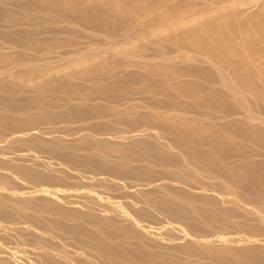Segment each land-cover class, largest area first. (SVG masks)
<instances>
[{
  "label": "bare ground",
  "instance_id": "bare-ground-1",
  "mask_svg": "<svg viewBox=\"0 0 264 264\" xmlns=\"http://www.w3.org/2000/svg\"><path fill=\"white\" fill-rule=\"evenodd\" d=\"M44 1L45 0H43V2ZM102 1L107 2L106 0H102ZM115 1H117V0H115ZM115 1H113V2H115ZM121 1H122L121 5H123L122 3L126 2V1L127 2L132 1V4H136V3L141 4V5H138V7L137 6L135 7L134 5H133L134 6L133 7L131 5V7L133 9L128 8L127 10H129V11L127 13L129 14L128 15L129 17L132 16L130 18H133V16H134V18L136 20H137V18H140V17L141 18L147 17V19L150 20L149 24L151 25L150 27L148 25L149 29L150 28L154 29V27H152V25L155 26L154 24L156 22L154 20L156 18V20H158V19L160 20V21L158 20V22L162 21V23L163 22L165 23L164 26L163 25H162V27L160 26L161 28L159 27V25H161L162 23L161 24L159 23V25L156 26L157 28H159L157 30L159 33H161V34L163 32H168V33L169 32H172V33L176 32L177 33V31H175V30H179L180 28L185 27V28H183V33L185 34L184 30L185 31L189 30L187 23L189 22V19H190L189 17H191L192 13L190 16H189V14L188 15L186 14L188 16V17L186 16V18L184 16V19L189 18L188 22L187 21L184 22V19L180 20V21H176L175 20L176 18L175 19L172 18L171 16H173V15L175 16L174 12L178 13V11H179V13L182 14V11L186 9V11L187 12L189 11V13H190V11L192 9L194 10V9L198 8L200 10V8H201V10L200 11L198 10V11L204 12V13H200V14H202L203 17H201V16L199 17L198 15H200V14H198L196 16H198V18L201 20L206 19V21H204V22L202 21L203 23H205L204 25H206V22H208L207 21L208 18H209L208 20H210V21L216 20L217 14H221L223 11H224V14L228 12V10L226 11L227 8H229V9L232 8V9H235V11L239 10L242 12L243 7H245V5H248L252 0H180L179 3L178 2L176 3L175 0H149V1L147 0L148 2L151 1L150 3H152V4L155 3V6L150 4V3H147L146 0H143V2L141 1L142 3H139L140 0L138 2H136L137 0L136 1L135 0H129V1L128 0H125V1L121 0ZM133 1H135V3H133ZM144 1H145V4H144ZM164 1H168V3H170L169 1H175V3L178 5L179 8L182 6L184 9L181 8L183 10L182 11L179 10V8L174 7V5H176V4L171 2L174 5H172L171 3L169 5H170V7L172 5V7L175 9V11H173V9L168 7V9L169 8L170 9H169V11H168V9H166V11L169 12V14H168L169 16H170V10L173 11V13H172L173 15H171L170 18H168V17H166L167 13L165 14L163 11V13L165 15L164 16L161 12L162 10L165 9L162 7H164L165 5L166 6L168 5ZM57 2H58V0H57ZM108 2L110 4L113 3V2L111 3L110 0H108ZM68 3H69V1H68ZM85 3H87V2L85 1ZM163 3H165V4H163ZM261 3H264V2H261ZM88 4H89V2H88ZM125 4H126V6L129 7V3L128 4L124 3V6H125ZM130 4H131V2H130ZM179 4H181V6H179ZM102 5L105 6V4H102ZM106 5L109 6L108 4H106ZM54 6H53V8H56V6L55 7ZM124 6H122L120 8V5H118V7L120 9H122ZM100 8H101V5H100ZM108 8H109V10H107V11L105 10L106 11L105 17H106V15L108 17L110 16L107 13L110 11V8H112V7L111 6L107 7V8L102 7V9H101V10H103V9H108ZM113 8L111 9V11L113 10ZM116 8H117V6H115V8H114L115 11H116ZM124 9L126 10V8H123V10ZM160 9H162V10L160 11ZM68 10H69V8H68ZM193 10H192V12H193ZM115 11H113L111 15L117 14L120 12L122 13V11L117 12V13ZM186 11H183V12L185 13ZM198 11H197V13H198ZM159 12H160V14H159ZM231 12H233L232 13L233 16L236 15V13L234 14V10L233 11L231 10ZM45 13H46V11H45ZM99 13H100V11H99ZM109 13H111V12H109ZM123 13H126V12L124 11ZM178 14H176L177 20L179 18V16H177ZM183 14H182V16H180V18L183 17ZM242 14H246V12L242 13ZM91 15L92 14H90L89 16H91ZM94 15H96V14H94ZM239 15H240V13H238V16ZM81 16H82V13H81ZM124 16H127V15H124ZM124 16H122V18ZM192 16H195V15H192ZM223 16H226V14ZM260 16H262V15H260ZM85 17H83V18L84 19L89 18V17H87V18H85ZM150 17L154 18V20L150 19ZM217 17H219V15ZM228 17H230V16L227 15V18ZM198 18H196V19H198ZM202 18H204V19H202ZM220 18H221V16L219 17L218 21L219 20L221 21L222 18L221 19ZM259 18H261V17H259ZM263 18H264V14L262 16V19ZM140 19H139V21H143ZM196 19L194 20L195 23H196ZM105 20H107V19H102V21H105ZM115 20H117V19H115ZM223 20H224V22H226L225 19H222V23H223ZM252 20H254V19H252ZM80 21H81V19H80ZM109 21L110 20L108 19L107 21L101 22V23L107 24V23H109ZM132 21H133V19H132ZM144 21H145V19H144ZM239 21L240 20H238V22ZM76 22H78V21H76ZM88 22H90V21H88ZM91 22H93V21H91ZM94 22L96 23V21H94ZM150 22L153 24H151ZM211 23L213 24V21ZM211 23L208 22L209 25ZM214 23H215V21H214ZM226 23H228V20ZM113 24L117 25V24H115V22ZM156 24H158V23H156ZM189 24L191 25V23H189ZM208 24H207V26H209ZM212 24L210 26H212L213 29L215 30V27ZM218 24H220V23H218ZM230 24H232V23H230ZM239 24H237V25H239ZM72 25H73V23H72ZM114 25H112V26H114ZM118 25H119V23H118ZM120 25H122V24H120ZM186 25H187V27H186ZM190 25H189V27H190ZM192 25H194V28H196L197 25H199V24L197 22V24L195 26V24H193V22H192ZM204 25L203 26L201 25V28L204 27ZM214 25L216 26L217 23H215ZM220 25L218 26V30L219 29L220 30H226L227 29L226 32L228 35L230 34V32L233 31L232 28H234V26H235L234 25L231 27L229 25L231 27V31H230L229 26H228L229 28H226V29H225V26H223L224 29H222L223 27L221 28V26L224 24H222L221 26ZM249 25L251 26V22ZM259 25L260 24L258 23L257 26H259ZM74 26H76V27L78 26V28H79V25L74 24ZM99 26H100V24H99ZM106 26H104V27H106ZM95 27H97V26H95ZM198 27H197V29H200ZM212 27L209 28V30H207L208 27H205L206 29L202 28V31L206 30V32L209 31V33H212L211 31H214L212 29ZM236 27H235V29H236ZM244 27H245V23H244L243 27H241V28L244 29ZM73 28L74 27H72V30H73ZM192 28H193V26H192ZM192 28H191V30H192ZM241 28H239V29H241ZM249 28L250 27L246 28L245 30L249 31ZM152 29H151V31H152ZM210 29H212V30L210 31ZM235 29H234V31H235ZM108 30H109V27H108ZM154 30H153V33L155 32V34H156V30L155 31ZM260 30L262 31V27H261V29H259V32H260ZM80 31L82 32V34L83 33L87 34L86 32H88V31L84 30V28L83 29L80 28ZM89 31H91V30H89ZM180 31H182V30L180 29L179 33H180ZM251 31H253V30H250V32ZM187 32H189V31H187ZM191 32H193V34H194L193 37H192L193 34ZM199 32L200 31L197 30V32H195V33H199ZM241 32L239 31V33H241ZM92 33L93 32H91V34ZM149 33H151V32H149ZM179 33L177 34V36L179 35ZM190 33L192 34L189 37L190 39L183 37L182 35H184V34H182V33H181L182 35L178 36V37H180V39L182 36L183 40L185 38V41H183L182 39L181 40L183 41V43L186 42L187 46H188V44H190L187 42V40L188 41L193 40L191 38H194V37H195L194 39H196L198 36V34H196V36H195L194 30L190 31ZM190 33H188V35H190ZM215 33H217L216 30H215ZM220 33L224 37L225 31L223 33L221 31ZM220 33H219V35H220ZM245 33H246V31H245ZM262 33L264 34V32H262ZM68 34H70V33H68ZM89 34H90V32H89ZM161 34H159V35H161ZM201 34H202V36L200 37V35H199L198 37L202 39L204 33L201 32ZM233 34H234V32H233ZM233 34L231 33L232 36H233ZM235 34H234V36L236 37V39H238V36L240 34L239 35L236 34L238 36H236ZM95 35H97V34H95ZM170 35H171V33H170ZM170 35H169V39H170V37H172L171 40L174 42L175 39L173 40V38H175L176 34L174 33V35H171V36ZM188 35L186 37H188ZM206 35L207 34H205L204 36H206ZM210 35L211 34L208 35L209 36L208 38L206 37L207 39H205V37H204L203 41H201V39H200L201 42L199 41V43L197 44V46L199 45L198 47L200 49H202V51L205 49L207 50L209 48L210 49L209 54H208L209 49L207 50L208 51L207 53H206V50H205V53L201 52V50H198L194 53L192 52L193 54L188 53L189 51H192L191 50L192 48H190L189 47L190 45H189L188 47L190 48V50H188L187 46H185L186 44H184L183 48L185 49V47H186V50H188V52L185 50V52L183 51V53L181 52L178 55H172V56L162 54L161 56H159L157 58L153 57L154 59L152 58L151 60H149L152 64L150 62L146 63L147 59L139 57L137 54L132 53L131 51H129L127 49L126 50L120 49L117 46H108L104 49H101L102 51L95 50V52L96 51H100V52H96L94 54H91V52H90V54H87V53L83 54V53L77 52L74 54V56H72V54H71L72 57L71 56L64 57V58L61 57L62 60L61 59L60 60L62 61V63H66V65L70 63V65H68V66L69 67L70 66L75 67L76 69H78V72L79 71L83 72L86 70L89 71L88 69L92 70L91 68H94L93 67L94 65L93 64L91 65V63H97V64L98 63L100 64V62H102L103 64H105V63L106 64H108V63H115L116 64L117 63V66H118V63H124L125 64L124 60H126V59L132 60L133 58H141L143 61L142 64L146 63L147 65L148 64L154 65V63H156V64H159V66L160 65L164 66L165 69L170 68V69H172V73L170 72V70L168 72L166 70V72H165L161 66L160 67L157 66L160 73L163 74L162 77L164 78V82L166 84L169 85L170 83L173 84L175 82L180 83V84L182 83V85L185 84L184 85L185 87H182V88L178 84H173V85H175V87L178 85L180 88L179 89L177 87L179 89V90L177 89V91H176L177 94H179L178 91H180V90L184 91L185 89H183V88L187 89L192 85L191 88H189L192 90V93L191 92L189 93L186 90V92L189 93L186 95V93L184 94L182 92L184 94V97L187 98V101L188 100L194 101V99L197 97H198V99L197 100L195 99V101H198L201 98L203 99V97H204L203 95L211 93L213 95H216V97H217L216 102L219 104L220 107L216 108L217 107L216 105L212 106L211 104H209L210 102L207 103V101H206V103L208 104L207 106L211 105L212 108H214V106H216L215 107L216 109L214 108V112H212V109H210L209 108L210 106H209V107H207V110H209L211 112H208L205 108L204 109V110H206V111H204L205 114H202L203 111H201L202 112L201 114H198L200 112L197 113L196 111H194V112L191 111V109L189 111L185 108H182L183 104L181 105V108H178L177 106L180 107L179 103H175V105L172 104V108H170L171 106L168 107L169 104L167 105V102H166V104L164 103L165 106L164 105L159 106L158 104H161V103H158V102H160V101L157 102L158 104L154 101L153 103H156L158 106L147 107V106H144L146 104L140 103V102H142L141 100H139L140 104H138L136 101L135 102L137 104L135 102H134L135 103L134 104L133 101L138 100V99L133 100V98L131 96L130 97L132 98L133 101L130 100L131 98H128L130 100V102H129L128 99L126 98L127 95H126V97H124V101H126V102L128 101L129 104L132 102V104L135 105V108L134 109L132 108L134 111H135V109L138 108V110H139V108H140V115L139 116H141V113L143 114L144 107H145V109L147 107L148 108V109H146L147 112L145 111L146 114L145 113L144 114L146 116H147V113H149L148 114L149 116L151 114V116L154 119L153 120L151 117L153 122L156 119L161 120L162 118H164V123L161 122L162 120L160 122L158 121V123H161L163 125H170L171 127H173V125H176V128H177V125H179V127L181 126V128L184 126V127H187L186 129H188V128L193 129L194 132H195V129L198 131L204 129L205 131L207 130L208 133H210L209 130H211V129L213 130L214 128H217L218 130H215L212 139H210V136L207 137V132H206L205 138L207 140L205 138H203V140L204 141L206 140V142H207L208 138H209L212 141L211 142L209 141L208 142L209 144L202 143L201 147H198L196 145V142H195L197 135L195 136L193 133H192V136H195V137H193L195 140H193L190 137H188V138H190L188 140L185 139L186 141L182 138L178 140L179 137H176L177 142H174L171 139L172 134H169L170 130L168 133H166V131L163 128L161 129L159 127L161 130H158V132L152 133L151 126H150L151 132H149L150 130H148V128H146V130H148L147 134H140V135L136 134L137 135L136 137L133 135L134 137L133 136H125L123 139L121 138L122 140H119V142H121V144H123V145H121L119 143L120 144L119 149L117 148V146L119 144L118 145L113 144L114 142L117 143L118 140L115 139V141H113L114 138H108L107 137L106 139H104V137H102V139L106 140L107 143L109 141V144H107L103 140L105 142V144H107L106 146H108L109 148H107V147L104 148V146H105L104 144L101 147H103L107 151L111 147H112V149H110V150H112V151L117 148L118 154L115 153V155L110 151L99 152V150L101 151L102 148L96 151L95 149H96L97 145L95 146V144L92 145L93 147H91V148L87 147V149H85L86 147L85 148H78V147H72V146H66V145L63 146V145H61V143H62L61 142V143H59L58 146H60V147L62 146L61 150L62 151L64 150L65 154H67L66 152H68V154L70 153L69 156L72 155V157H68V158L64 157V161H63L64 163L62 162V164H60V165L58 164L57 166L55 163L56 167L53 165V162H52V165H50L49 161H47L48 164L46 163L47 164L46 165L45 164L46 161L45 162H44V160L39 161L38 159H35L33 157L32 158L35 159V161L33 160L34 162H37V160L41 163L44 162L41 165L42 167H38L35 164H23V165H21V163L19 164V162H17L18 163L17 167H15L16 166L15 165L14 166L15 168H13V166H12V170L7 169L8 174L6 173L5 176H2V174H0V232L3 233L4 235L5 234L11 235L12 233L16 234V231L18 232V230H16V229H17V227H19L20 223H17V222L14 223L15 219H14V221H9V219L7 221H5V219L7 217L4 218L8 214H9L8 216H11L10 214H12V215H15L18 217L19 222L22 221V225L24 224V227L23 226L22 227L25 230L30 228L29 232L31 230H33L34 228H35L34 230H36V228H38L37 223H39V222L46 224V227L47 226L49 227V229L46 228V230H45L46 233L44 230H42V231L36 230L35 231L36 234H38L40 232V234L42 236L44 235L47 237H52L53 240L55 239V240H57V242L50 241L51 239L49 238L50 240H48L47 237H45V239L47 238L46 241H44V240L42 241L41 239H44V237L41 238V236L38 234V236H40V241L39 240H37V242L34 241L37 243V245L34 243V245L36 247L34 246L35 248H32V249H34L32 251L35 252V255L33 254L34 257H32L33 252L31 251V249L28 248L31 251V252H29L30 253V255H29V253H28L29 250L27 251V249H26L27 248L26 243L23 242V244H21V243H20V245L18 244V246L20 248H15V246H14V248H11L10 246L7 247L3 243V240L1 238L2 241L0 240V264H264V196H261V195H264V193H263V191H262V193H260L257 190L258 189L257 185L263 186L261 182L264 181V179L262 178V176H260L261 177L260 180L255 178L254 177L255 172H253V175H254L253 177L248 175L249 173L247 174L245 172V170L249 167H252V168H249L252 170L253 167L258 166V165H256L259 163L258 158H260V157L264 158V116L262 115L263 112H261V110H260L261 108L264 107V75H263L264 72L262 73V71H264L262 68H264V67H262L260 64V63L264 62L263 61L264 60V56H263L264 53L261 52L264 49V48H262L263 47L262 45L264 44V38H262V37H264V36L261 35L262 36L261 37L259 35L260 38L263 39V41L261 40L263 44L260 43L261 42L260 39L259 40L257 39L256 46L254 45V47H252V48L256 47L259 50L254 49V51H256V53H253L252 52L253 50L251 52H249V50H251L250 49L251 46H249L250 48L248 47L249 50L246 48V50H247L246 51V50H244L245 48L243 49L242 46H239L240 43H238L239 47L237 45H234V46H237L235 48V47H233V44L229 45V42L227 41V39L225 42H227L228 44H225V42H224L225 37L222 38L221 36L219 37L218 34H216V36H215V34H212L211 37H213V35H214L216 38L219 37L220 39L222 38L221 40L224 39L222 41L223 43L219 39L220 43L217 44L219 42L218 39L215 38L217 42L216 41L214 42L215 39L210 38ZM228 35H225V36L228 38L229 37ZM147 37H149V39H150L151 35L150 36H138V38L135 41H133L131 43V45L138 44V42H140V44H142L141 43L142 41L146 42V39H148ZM163 37H165V35ZM178 37H177V39H178ZM233 37H230V38L234 39ZM241 38H243V36ZM55 39H56L55 40L56 42H58L57 40H59V42H61V40L63 38L58 39V37L56 36ZM232 39H228V40H230V44L234 43L236 41V39H235L234 42H231V41H233ZM15 40H17V39H15ZM179 40H176L175 42L177 43V41H179ZM197 40H199V39H196V41ZM20 41H21V39H20ZM64 41H65V39L63 40V43H64ZM74 41H76V40H73V43H74ZM163 41H164V39H163ZM194 41L193 42L189 41V42H191V44L198 42V41L197 42H194ZM253 41L255 42V40H253ZM258 41H260V42H258ZM52 42L53 41H51L50 43H52ZM59 42H58V44H60ZM77 42H79V41H77ZM164 42H166V39ZM237 42L238 41H236L235 44H237ZM41 43L43 44L45 42L42 41ZM53 43L56 44L55 42H53ZM63 43L61 42V44H63ZM70 43H71V41H70ZM171 43H169V44H171ZM183 43H179V45L177 43L178 46H176V47H181L183 45ZM247 43H249V42H247ZM250 43H249V45H250ZM259 43L261 44L260 47L262 49L260 47H258L259 45L257 46V44H259ZM8 44H10V43L8 42ZM47 44H45V45H47ZM65 44H66V42H65ZM180 44H182V45L180 46ZM252 44H255V43H252ZM6 45H7V43H6ZM20 45H22V44H20V42H17V43L14 42L13 44L11 42V44L8 48L13 50V51H16L18 48H20ZM200 45H201V47H200ZM244 45H243V47H245ZM42 46H44V44ZM51 46L52 45H49L50 49H51ZM68 46H69V44H68ZM152 46H155V45H152ZM197 46H195V48ZM4 48H7V47L4 46V47L0 48V58L2 56H4L3 62H4V59H6V60L8 59V54L4 51L5 50ZM44 48H45V46H44ZM140 48H141V46H140ZM50 49L48 47H46L45 48L46 52L45 51H42L43 53L40 52V54H39L40 58L38 57L39 61H40V62L38 61L39 63H54V60L52 62V58H51L53 56L48 57V55L49 54L51 55V53H53L57 50L51 51ZM54 49H56V48L54 47ZM257 50L260 51L261 53H259ZM17 53H19V52H17ZM137 53H138V51H137ZM249 53H251V54H249ZM13 54L15 56V53H13ZM139 55H141V54H139ZM55 59H58V58L56 57ZM63 60H64V62H63ZM33 61L28 62V63H38V62H35L37 60H33ZM23 65H24V67L28 68L27 64H26V66H25V64H23ZM23 65H21V66L23 67ZM111 65L112 64H110V66ZM120 65H119V68L121 67ZM31 66L34 69L35 66L33 67V65L30 64V67ZM68 66H65V69ZM103 66H105V65H103ZM226 66H227V68L230 67L229 69H231V73L234 76L232 74H230L229 70L226 68L228 70V73H227V70H225V68H224ZM151 67L153 68V66H151ZM154 67L156 68V66H154ZM35 68H37V67H35ZM112 68L116 69V68H114V66ZM123 68H125V67H123ZM155 68H154V71H153V69L150 68L153 71V73H155ZM160 68H162L165 73L161 72L162 69H160ZM260 68L262 69V71ZM17 69H18V67H17ZM37 69H39V68H37ZM76 69H75V71H76ZM111 69L107 68L109 73H110L109 70H111ZM204 69L208 70L205 73H210V71H212V73H214V77H210L209 75H211V74L208 75L210 78L206 77V76L204 77L201 73L202 70H204ZM42 70L43 69H41L40 71H42ZM62 70L63 69H61V71ZM158 70H157V74L159 72ZM206 70H204V71H206ZM4 71L0 70V83H2L1 82L2 80L6 81V79H8L7 81H9V83L10 82L16 83L18 81L19 84H23V87L26 85L25 87L30 88L31 87L30 85H32L34 82H36V86H34L35 84H33L32 87L33 88L35 87L34 89H36L38 91L41 89L40 87L42 84H40L38 86L37 81L39 84V82L41 83L42 81L43 82L46 81L44 79H46L47 77L52 76L51 70H50V72H47V73L42 74L40 76L36 75V77H33V78L31 77V76H33L32 74H31V76L29 74L28 77H24L21 74H20L21 76H17L18 74L16 75L12 72H9L6 70H4ZM44 71L46 72V70H43L42 72L44 73ZM55 71H56V69H55ZM69 71H72V70H69ZM75 71H73V72H75ZM113 71L115 72L114 76L116 78L111 76V75L110 76L107 75L108 78L113 77V78L117 79L118 77L121 78L124 74H125V77H127L126 73L128 71L130 73L132 70L130 71L126 67V69L120 70L118 72H117V70H112L111 72H113ZM146 71H147L146 73H149L148 70H146ZM7 72L9 74H7ZM82 72H80L79 74H81ZM140 72L142 73V71H140ZM24 73H26V72H24ZM103 73L106 74L105 70L103 71ZM167 73H169V74H167ZM59 74H60V72L58 73V75ZM61 74L60 75L64 79H67L68 81H70L72 79V77L70 76V74L73 75L72 72L70 73V72H67V70H66L64 72V74L62 72H61ZM82 75H83V73L81 74V76ZM136 75H137V73H136ZM86 76H88V75H86ZM158 76L161 77L159 74H158ZM249 76L251 78L250 80L248 78ZM252 76L255 78L254 80H252L253 79ZM105 77H106V75H105ZM152 77L154 78L155 76H151V78ZM162 77H161V79H162ZM246 77L248 80H246ZM84 78H85V76H84ZM120 78H118V80ZM50 79H48V80L50 81ZM64 79H62V80L64 81ZM146 79H148V77ZM156 79H157V77H156ZM256 79L261 81V83L259 84V82H258V84H256V82H257V81L255 82ZM80 80L81 79H79V81ZM160 81L161 80H159V84H161ZM119 82H120V80H119ZM44 83L46 84V82H44ZM117 83L118 82L116 81V84ZM112 84H113V82H112ZM162 84H161V86H162ZM186 84L187 85L190 84V86L186 87ZM16 85L17 84H15V86ZM109 85H110V83H109ZM193 85H195L197 87V88L194 87L195 89H198L197 92H196V90H194V88L192 89ZM68 86H70V85H68ZM163 86H164V84H163ZM149 88L150 87H148V89ZM156 88H158V86ZM165 88L168 89L170 87H165ZM165 88L163 90L164 92L158 91L159 92L158 93L156 91L157 94H159V96L161 94L163 96H165L163 94L166 92ZM59 89H60V87H59ZM99 89H101V87ZM159 89L161 91V89H163V87L159 86ZM172 89H173L172 91L170 89H168V90H170L171 93L175 92L176 89H174V87ZM44 90L45 89H43V91ZM145 90H146V88H145ZM168 90H167V92H168ZM193 90H194V92H193ZM24 91H26V90H24ZM71 91H73V89ZM74 91H77V90H74ZM110 91H112V90H110ZM170 92H169V94L171 95ZM104 93H105V91L103 92V94ZM13 94H15V93H13ZM177 94H176V96H179ZM98 95H99V93H98ZM107 95L108 94H106L105 96H107ZM167 95H168V93H167ZM167 95H166V97H167ZM153 96H155V95H153ZM210 96L207 95V97H209V98H210ZM155 97H156V100L159 99V98L157 99L158 95H156ZM170 97H169V99H170ZM213 97H211V99ZM74 98H76V97H73V100L76 101L77 98L76 99H74ZM176 98H177V100H176ZM176 98L173 99L172 101H174V102L178 101L179 98L178 97H176ZM166 99L164 98L165 101H167ZM180 99H179V101H180ZM202 99L199 100V102L200 101L202 102L203 101ZM205 99H207V98L204 97L203 104L205 102ZM66 100H67L66 102H68L70 99H66ZM89 100H87V99H85V101L82 100L81 104H79L78 101L77 102L73 101L75 103L72 106L73 110H76V112H77L78 109H76V108H80V107L84 108L85 106H87L89 109L90 108H96L94 105L92 106V104H94L93 101H91L92 103L89 104V102H90ZM110 100H112V99H110ZM183 100H185V99H183ZM183 100H181V101L183 102ZM214 100H216V99L214 98ZM214 100L212 99V101H214ZM70 101H72V100H70ZM83 101H84V103H83ZM112 101H114V100H112ZM115 101L113 104L110 103L111 101H109V103H110L109 109L110 110H111V108H115V111H117L116 108H120V107H123L124 105L128 104V102L124 103L123 99H120L119 101H117V99H116ZM191 101H188V102H191ZM195 101H194V103L196 105L198 102L196 103ZM63 102H65V101H63ZM161 102H163V101H161ZM169 102L171 103V99L169 100ZM201 102H200V104H201ZM105 103H107V102H105ZM105 103H104V105H105ZM206 103L204 105H206ZM132 104H130V106ZM177 104H179V105H177ZM214 104H216V103H214ZM66 105H68V104L65 103V105H63V107ZM70 105H71V103L69 104V106ZM166 105H167V107H166ZM198 105L199 104H197L196 106L198 107ZM99 106H101V105L99 104ZM173 106H176L177 108L173 107ZM199 106H201V105H199ZM7 107L1 108V106H0V116L2 117V118L0 117V120H3L8 115V112L11 111V108H9V110H10L9 111ZM103 107H105L104 109H106V106H103ZM141 107H143V112H141V110H142ZM183 107H185V105H183ZM203 107H206V106H202L201 108L203 109ZM46 108L47 107H45V108L43 107V110ZM186 108H188V107H186ZM39 109H41V108L39 107ZM66 109L67 108H65V110ZM85 109L87 110V108H85ZM85 109H83V110H85ZM126 109H128V108H126ZM130 109H131V107H130ZM30 110H31V108L29 109V111ZM33 110H35V109H33ZM138 110H136L135 112L138 113ZM262 110L264 111V109H262ZM15 111H17V110H15ZM95 111H97V110H95ZM83 112L86 113L87 111H83ZM124 112H126L128 114L127 111H123V113ZM133 112L132 113L129 112V114H131V116L133 115L134 117H136L138 114L134 115L135 112L134 113ZM21 113H20V116H21ZM29 113H31V112H29ZM45 113H46V110H45ZM72 114H73V111H72ZM12 115L13 114L11 111V114L9 116H12ZM17 115H19V114H17ZM23 115H25V112L23 113ZM65 115H66V113H65ZM88 115H89V113H88ZM133 116H132V118H133ZM144 116H143V118H144ZM149 116H148V118H149ZM32 117H33V115H32ZM54 117H55V115H54ZM126 117H128V115L123 114V118L126 119ZM130 117L127 118L128 121H129ZM154 117H156V119ZM160 117H162V118H160ZM6 118H8V116ZM23 118H24V116H23ZM139 118L140 117H138V118L136 117L135 119H137V121L139 120V124H140L144 120L141 119V121H140ZM148 118H146V119L148 120ZM165 119L167 121L166 123H165ZM10 120H11V118H10ZM49 120H51V119H49ZM12 121H13V119H12ZM18 121H19V117H18V120L16 121V123ZM27 121H26L27 123H30L32 120L31 121L27 120ZM134 121L136 122V120H134ZM151 121H149V122H151ZM3 122H4V120H3ZM3 122L0 121V123H3ZM20 122H21V120H20ZM22 122H23V120H22ZM67 122H69V121H67ZM153 122H151V123L154 124ZM31 123H33V122H31ZM145 123L143 122L142 125L144 126ZM148 123H146V124H148ZM20 124H23V123H20ZM132 125L135 126V123L134 124L132 123ZM142 125L140 124L141 127H143ZM155 126H156V124H155ZM158 126H161V125L158 124ZM170 126H168L169 127L168 129H170ZM137 127H139V126H137ZM156 127H155V129H157ZM179 127L177 129H179ZM165 128H167V127H165ZM184 129L185 128H183V130ZM188 130H186V131L188 132ZM204 130H202V132ZM237 130H239L240 133L236 132ZM155 131H157V130H155ZM191 131H189L188 134H191ZM135 132L136 133L140 132V130L139 131L135 130ZM178 132H180V131H178ZM173 133H174V131H173ZM203 133L205 134V132H203ZM203 133H202V135L204 136ZM173 135H174L173 136V139H174L175 134H173ZM180 135L181 134L179 133L178 136H180ZM25 136H21V138L25 137ZM100 136H101L100 134L98 136L96 134V136H95V133H94L93 135L92 134L88 135V137H89L88 139H91V140H93L91 142H93V143L97 142L96 144H98V141H99L98 139L100 138L101 142L104 143ZM104 136H107V135H104ZM181 136H183V138H185L184 134H182ZM186 136H188V135L186 134ZM112 137H114V136H112ZM17 139H18V137H17ZM17 139H15L16 142H18ZM22 139H20V141ZM24 140H26V138H24ZM38 140H40V139H38ZM52 140H51V143L56 142V144H55L56 146H57V143L60 141L58 138H53ZM56 140H58V141H56ZM111 140H112V143H110ZM227 140H228V143L230 144V146H233L235 148L234 150L230 149L229 152H222L223 154H221V152L220 153H217L216 151L214 152L213 149H214L215 144L219 145L220 143H226ZM34 141H33V144L36 142V141L35 142ZM42 141H44V140L42 139ZM26 142L29 143L27 140H26ZM39 142L40 141H38V144L42 145V143H43V145H44L46 141H44L42 143L41 142L39 143ZM101 142H99V143L101 144ZM198 142L200 143V141H198ZM31 143H32V141H31ZM213 143H214V145H213ZM24 144H26V143H24ZM38 144L35 143L34 145L37 146ZM52 144L47 145V143H46L47 146H51ZM205 144H207V145H205ZM27 145H29V144H27ZM43 145H42V147H43ZM58 146H57V148H58ZM98 146L100 148V145H98ZM39 147H40V145H39ZM218 147H221V146H218ZM227 147H228V144H227ZM202 148H203V150H202ZM221 150H223V149H221ZM56 152H57V150H56ZM83 152L86 153L85 157H82V156H84ZM206 152H208V153L211 152L212 156L210 155V158H208L209 155L207 156L208 153H206ZM77 156L78 157L81 156L82 158L81 157L78 158ZM133 156H135V158H133ZM39 157H40V155H39ZM262 161L264 162V159ZM24 163H27V161ZM71 163H75L76 166L73 164L75 167H77L78 163L79 164L82 163V165L84 167H87V168L89 167L90 170L92 169L93 171H96V172H103L104 170H105L104 172H107L109 170L110 173H108L109 172L108 171L106 174V175H110L109 177H105L106 175L103 176L100 173V175L105 177L103 179L104 181L102 184H104V182L106 180L109 181L108 179H110V177L112 176L111 174H113V176L115 177V175L118 176L119 173L122 174V171H119V170L128 171L129 173L126 172L128 174L126 178H128V179H125V180L126 181L129 180V182L121 181L122 182L121 185H119V184L118 185L120 188H122V189L124 188V189L128 190L127 193L131 194V195L129 196V195L125 194V195H127V201H125L126 198L123 197L125 199L124 200L125 202H123V200H121V201L113 200L109 196H107L108 195L107 193H105L109 190L108 187L106 186V183H105V186L108 189V190H106V188L103 187V190H104V188L106 190V191H103V193H105V194H103L102 191H101V193H102L101 194L100 192H98V190H95L94 187L93 188L91 187V189H87V190L85 189V191L80 192V193L78 192V193L74 194L75 193L74 192L72 195L73 196L77 195V196L76 197L74 196L73 199L69 198L70 200H68V197H65L66 195H63L64 191H61V190H57V189L52 190L53 188L52 189H50V188L36 189L35 188L34 190H36V191L33 190V192L32 191L31 192H28V191L27 192H19L17 190V187H15V185H14V183H15L17 185L20 184V186L21 185L25 186V184H24L25 182L23 181V184H22L20 182L21 180H25L27 183H30V184L32 183V181H35V182H36V180L42 181V179L46 178V175L48 176L51 174L53 176V174L54 175H56V173L60 174V172H62L63 170L66 171V169H68V168L71 169L72 167L70 168L69 166L67 168V165H69V164H70V166H73V165H71ZM12 164H14V163H12ZM43 164H45L46 166H44ZM8 165H9V163H8ZM8 165H6V168ZM19 165H21V166H19ZM82 165H79V167H82ZM35 167H37V168H35ZM263 167H264V163H263ZM9 168H10V166H9ZM4 169H5V167H4ZM106 169H107V171H106ZM4 171H6V170H4ZM125 171H123V173ZM258 171H259V169H258ZM46 173H49V174H46ZM148 173H151L154 175V177L155 176L156 177L155 178L152 177V179L151 178H145L147 176L148 177L152 176L151 174H148ZM44 174H46V175H44ZM143 174L144 175L147 174V176L146 175L144 176ZM48 178L49 177H47L46 179H48ZM65 178L66 177H64V179ZM118 178H120V176ZM118 178H117V180H118ZM124 178L125 177H123V179ZM50 179H51V177H50ZM50 179L48 181H51V182L55 181V180L52 181ZM99 180H101V178ZM99 180H98V182H99ZM245 180L250 181L249 183H247V181H246L247 184H249L250 186L252 184L254 187L257 188V189L256 188H254V189H256V191L260 193V194L257 193L259 195V197H257V195H255V197H257V198H254V197L250 196L248 193L247 194L245 193V191L247 190V189H244L245 187H243ZM59 181L60 180H58V182ZM41 183H39V184H41ZM109 184H111V181ZM109 184H108V186H109ZM241 184H242V186H241ZM249 185H247V186L249 187ZM244 186H246V185H244ZM60 189H62V188H60ZM251 190L253 191V189H251ZM68 191L67 192L65 191V193L67 195L69 193ZM73 191H76V190H73ZM248 191H249V189H248ZM256 191H255V193H254V191L251 193L256 194ZM4 192H7L6 194H8V195H6V194L4 195L3 194ZM40 194H42V195L44 194V197L48 196L50 198L49 199L50 203L49 204L47 203V205L46 204L44 205L41 201H36L35 200L37 198L36 196L40 195ZM41 197L39 198V200L41 199ZM121 198H119V199H121ZM115 199H117V198H115ZM40 202H41V204H40ZM41 205L42 206L44 205L46 207H42ZM22 215L23 216H29L27 218L28 222H25V221L20 219V218H22ZM145 216H146V218H147V216L148 217L149 216L150 217L155 216V218H156V216H159L158 218H160V217L162 218V221H163L162 223H164V225L161 224L162 226L157 227V228L150 227V226L146 225L148 218L145 219ZM215 219L218 220V221L216 220V222H218V225H219V222L228 223L227 226L231 225L230 228L232 227V228L236 229L235 232H232V231L229 232L228 230L225 231L226 230V224H225V228L223 227L225 229L224 231L218 232L220 230V228L221 229H223V228L217 226L219 228V229H217V232H215V230H212L211 232L205 233V232H207V231H205L206 229H210L213 226L212 223L214 222L213 220H215ZM24 220H25V218H24ZM158 220H160V219L156 218V221H158ZM16 221H17V218H16ZM153 221H155V220H153ZM200 225H202L203 227ZM222 225H224V224H222ZM41 227H43V226H41ZM204 227H208V228H204ZM200 228H202V230L204 228L205 232H203ZM43 229H45V227H43ZM227 229H228V227H227ZM43 231H44V233H43ZM26 232L28 233V231H26ZM32 232H34V231H32ZM262 232H263V234H262ZM9 235H7V236L11 237ZM0 236H2V235H0ZM15 236L20 237V234H18V235L16 234ZM15 236H13V238ZM34 236H35V234H34ZM20 238H21V241L25 240L24 236L20 237ZM20 238H18V239H20ZM26 238H28V237H26ZM15 239H16V237H15ZM67 239H68V241H69V239L71 240V241H69L70 245H71V243H73V245H74L75 242L81 241V240L82 241L84 240V242L86 244H82L84 242L81 241L80 243H78V242L76 243V244H78L77 246L75 245L76 247L73 245L70 247V245L67 246V243L63 242L64 240H67ZM32 240H35V238ZM73 240H75V241H73ZM15 241L18 242V240H15ZM47 241H49L51 243L53 242V244H49ZM9 243H11V242L9 241ZM196 248H198V249H196ZM6 251H8L9 253H7ZM3 253L6 255V257H2V256H4ZM1 254H2V256H1Z\"/></svg>",
  "mask_w": 264,
  "mask_h": 264
},
{
  "label": "rangeland",
  "instance_id": "rangeland-1",
  "mask_svg": "<svg viewBox=\"0 0 264 264\" xmlns=\"http://www.w3.org/2000/svg\"><path fill=\"white\" fill-rule=\"evenodd\" d=\"M68 1H69V3H68ZM85 1L87 2V3H85ZM107 2H103L102 0H58V2H57V0H45L44 2H43V0H0V48H2V47H7V48H4L5 50V52L8 54V59L6 60V59H4V62H3V57L4 56H2L0 59V70H6V71H9V72H12V73H14V74H18L17 76H24V77H28L29 76V74H30V76H31V74L33 75V76H31L32 78L33 77H36V75L37 76H40V75H42V74H45V73H47V72H50V70H51V72H52V76L51 77H47L46 79H44V80H46V81H44V82H46V84L42 81L41 83L39 82V84H38V81H37V85L39 86L40 84H42L41 85V89L38 91V90H36V89H34L32 86H33V84H35L34 86H36V82H34L32 85H30L31 87L29 88V87H23V84H19L18 83V81L15 83V82H10L9 83V81H7L8 79H6V81H1L2 83H0V106H1V108H3V107H7L8 108V110H9V108H11V111H12V116H9L10 114H11V111L10 112H8V118H4L3 120H4V122H3V120H0V121H2L3 123H0V174H2V176H5L6 175V173L8 174V170L9 169H11L12 170V166H13V168H15V167H17L18 166V163L17 162H19V164L21 163V165H23V164H35L36 166H38V167H42L41 165H42V163H44L45 161V164L47 163V161H49V164L50 165H52V162H53V165L55 166V163H56V166L59 164H62V162L64 161V157L65 158H68V157H72V155L71 156H69L70 155V153L68 154V152H66L67 154H65V151L63 150H61V148H62V146L60 147V146H58L59 145V143H61V145H66V146H72V147H78V148H85V149H87V147L89 148H91V147H93L92 145H94L95 144V146L97 145H100V148H99V146L97 147L96 146V151L97 150H99V149H101V151L99 150V152H104V151H106V152H108V151H110V152H112L114 155H115V153H117L118 152V149H119V146H120V144H121V142H119V140H122L125 136H137V135H140V134H147L148 133V130H150V126H151V130H152V133L153 132H158V130H161L162 128L166 131V133H168L169 132V130H170V132L173 130L174 131V133H173V131L170 133L169 132V134H172L171 136H172V141H174V142H177L176 141V137H179L178 138V140L179 139H190V138H192L193 140H195L193 137H195L196 135V140H195V142H196V145L198 146V147H201V145H202V143H207V144H209L208 142L210 141H212V140H210V139H212V137H213V135H214V132H215V130H218L217 128H214L213 130L211 129V130H209L210 131V133H208L207 132V130L205 131L204 129H202V130H204L203 132H205V134L202 132V130H196L195 128V132L193 131V129H186L187 127H182L181 128V126L179 127V125H177V128L179 127V129H177L176 128V125H173V127H171L170 125H163V124H161V123H158V121L160 122L161 120V122L162 123H164V118H162V117H160V118H162L161 120L160 119H156V117H154L156 120L153 122V117L151 116V114H150V116L148 115L149 113H147V116L145 115L146 114V112H147V110L146 109H148L147 107H149V106H160V105H164L165 106V104H166V102H167V105H168V107H170V108H172V104H174L175 105V103H179L180 104V107L179 106H177L178 108H181V105L183 104V105H185V107H183V105H182V108H185V109H187V110H189L190 111V109H191V111H196L197 113L198 112H200V113H198V114H201L202 112L201 111H203V113L202 114H205V112L204 111H206L207 110V107H209L210 109H212V112H214V108L216 107V108H219L220 106H219V104L216 102L217 101V97H216V95H213V94H211V93H208V94H206V95H203L205 98H207V99H205V102H204V104L206 103V101H207V103L208 102H210L209 104H211L212 106L213 105H216V106H214V108H212V106L211 105H209V106H207L208 104L206 103V105H204L203 104V101H204V97H203V101L201 102V104H200V102H199V100H201V99H199L198 101H195V99L197 100L198 99V97L197 98H195L194 99V101L197 103V104H199V105H201V106H199L198 105V107L195 105V103H194V101L192 102L191 100H188V101H191V102H188L187 101V98H185L184 97V94L186 93V95L187 94H189L190 92L192 93V90L191 89H189V88H191V86H190V84L189 85H187L186 84V87H188V86H190L189 88H183V89H185L184 91H178V93L179 94H177L176 93V91H177V89L179 88V86L182 88V87H185L184 85L185 84H183L182 85V83L180 84V83H173V84H178L176 87H175V85H173L172 83H170L169 85L168 84H166L165 82H164V78L162 77V75L163 74H161L160 73V71L158 70V67H160L159 66V64H156V63H154V65H150V64H146V63H149L150 61L149 60H151L153 57H159V56H161L162 54H165V55H178V54H180L181 52L183 53V51L185 52V50H186V47H185V49L183 48L184 47V44H186L185 46H187V43L185 42V43H183V41H185V38H187V39H190L189 37L193 34V32H191L190 33V31H192V30H194V33L195 32H197V30L198 31H200L199 33H195V36H196V34H198V36L200 35V37L202 36V34H201V32H203L204 33V35L205 34H207L206 36H204L203 35V37H202V39L201 38H199L198 36H197V38L196 39H199V40H197L196 41V39H194V38H191V39H193V40H189V41H191V42H193L194 40V42H197V43H194V44H191V42H189L187 39V42L188 43H190V44H188V46L190 47V48H192L191 50L192 51H189L188 52V50H190V48L187 46V48H188V50H186L188 53H194V52H196V51H198V50H201V52H204L205 53V50H203L202 51V49H200L198 46H197V44L199 43V41H200V39H201V41H203V38L205 37V39H207L209 36V34H211L210 35V38H216L215 36H216V34H218V36L220 37H222V38H224L225 37V40H224V42L226 41V39H227V41L229 42V45H232L233 44V47H237L239 44L238 43H240V45L239 46H242V48L244 49V50H246V48L248 49V47L249 46H251V50H249V52H251L252 50V52L253 53H256V51H254V49H258V48H252V47H254V45L256 46V42H257V39L259 40L260 39V41L262 40L263 41V39L262 38H264V37H262V36H264V34L262 33V32H264L263 30H264V18L262 19V16H263V12H264V3H261V2H264V0H252L248 5H245V7H243V11L241 12V11H239V10H236L235 11V9H232V8H230L232 11L234 10V14L236 13V15H232V13L233 12H231V10L229 9V8H227L226 9V11L228 10V12L227 13H225L226 14V16H223V15H225L224 14V11L221 13V14H217L216 15V20H208L207 19V21L209 22V23H211L212 21H213V26L215 27V30H216V32L217 33H215V30L213 29V27L212 26H210L209 24H208V22H206V25H204L205 23H203L204 21H206V19H204V18H202V19H204V20H201V19H199L198 18V16L200 17H203L202 16V14H200V13H204V12H199L200 10H201V8H200V10L197 8V9H192L193 10V12H192V10L190 11V13H189V11L187 12L186 11V9L185 10H183L184 8L181 6V4H179V6H181L180 8L178 7V5L176 4L177 2L179 3L180 2V0H175L176 1V3H175V1H169L170 3L172 2V3H175L176 5H174V4H172V5H174V7H177V8H179V10H183V11H186L185 13L182 11V14H183V17H181L180 18V16H182V14H180L179 13V11H178V13L177 12H174V14H175V16L172 14L173 13V11H175V9L172 7V5H171V7H170V3H168V1H164L165 3H167L168 5L165 7H162V8H165L164 10H162V9H160V11L162 12V14L164 15V13L166 14L167 13V16L166 17H168V18H170V16L171 15H173V16H171L172 18H176L175 20L176 21H180V20H183L184 19V16H185V18H186V16L189 14V16L191 15V13H192V15H195V16H192L191 15V17H189L188 19H189V22H188V19H184V22L185 21H187L188 23V28H189V30H187V31H189V32H187V31H185L184 30V32H185V34L183 33V28H185V27H183V28H180L182 31H180V33H179V30H175V31H177V33L176 32H174L176 35H175V38H173V40H174V42L176 41V40H179L180 39V37H178V36H180V35H182V34H184V35H182L183 37H185L184 38V40L182 39L183 37L181 36V39L183 40H179V41H177V43H178V45H179V43H183V45L182 44H180V46L181 47H176V46H178L177 45V43L175 42H173L171 39H172V37H170V39H169V35H170V33H171V35H174V33H172V32H163L162 34L161 33H159L157 30L159 29V28H157L156 26L157 25H159V23L161 24L162 23V21L161 22H158V20H156V18H155V20H154V18H151L150 17V19H153L156 23H158V24H154L155 26H153L152 25V27H154V29L156 30V34H155V32L153 33V30L154 29H152V28H150L149 29V27L151 26L150 24H149V21L150 20H148L147 19V17H145V18H137V20L134 18V16H133V18H130V17H132V16H128L129 14L127 13L129 10H127L128 8H132L131 7V5L133 6H137L138 7V5H141V4H132V1H130L131 2V4H130V2H123L122 4L123 5H121V0H117V1H115V0H110L111 1V3L113 2V1H115V2H113L112 4H110L109 2H108V0H106ZM123 1H125V0H123ZM129 1V0H128ZM136 1V0H135ZM135 1H133V3H135ZM139 0H137L136 2H138ZM143 2V0H140V2L139 3H142ZM149 1V0H148ZM147 0H146V2L147 3H150V2H148ZM61 2V3H60ZM71 2V3H70ZM74 2V3H73ZM80 2V3H79ZM88 2H89V4H88ZM118 2V3H117ZM120 2V3H119ZM60 3V4H59ZM64 3V4H63ZM116 3V4H115ZM124 3H129V7L128 6H126V4H125V6H124ZM165 3H163V4H165ZM53 4V5H52ZM70 4V5H69ZM75 4V5H74ZM86 4V5H85ZM102 4H105V6H103ZM106 4H108L109 6H107ZM144 4H145V1H144ZM150 4H152V3H150ZM56 6V8H53V6ZM61 5V6H60ZM85 5V6H84ZM100 5H101V8H100ZM113 5V6H112ZM118 5H120V8L122 7V6H124L123 8H126V10L124 9L123 10V8L122 9H120L119 7H118ZM152 5H154L155 6V3L154 4H152ZM47 6V7H46ZM54 6V7H55ZM75 6V7H74ZM114 7L115 8V6H117V8H116V11H115V9L113 8V10L111 11V9L112 8H110V11L109 12H111V13H107L108 15H110L109 17L106 15V17H105V14H106V11L107 10H109V8L108 9H103V10H101L102 9V7H105V8H107V7ZM133 6V7H134ZM71 7V8H70ZM77 7V8H76ZM79 7V8H78ZM82 7V8H81ZM168 7H170L171 9H173V11L172 10H170V16L168 15L169 14V12H167L166 11V9H168ZM53 8V9H52ZM68 8H69V10H68ZM74 8V9H73ZM76 8V9H75ZM81 8V9H80ZM169 8V9H170ZM176 8V9H177ZM181 8H183V9H181ZM56 9V10H55ZM85 9V10H84ZM119 11H118V10ZM133 9V8H132ZM169 9H168V11H169ZM106 10V11H105ZM178 10V9H177ZM188 10V9H187ZM199 10V11H198ZM245 10V11H244ZM45 11H46V13H45ZM72 13H71V12ZM89 11V12H88ZM99 11H100V13H99ZM113 11H115L116 13L117 12H120V11H122V13L120 12V13H117V14H113V15H111L112 14V12ZM126 12V13H123V12ZM163 11H164V13H163ZM197 11H198V13H197ZM225 11V12H226ZM238 11V12H237ZM262 11V12H261ZM105 12V13H104ZM246 12V14H242V13H245ZM74 13V14H73ZM81 13H82V16H81ZM238 13H240V15L238 16ZM262 13V14H261ZM90 14H92L91 16H89ZM94 14H96V15H94ZM102 14V15H101ZM159 14H160V12H159ZM176 14H178L177 16H179V18H178V20H177V17H176ZM187 14V15H186ZM198 14H200V15H198ZM79 15V16H78ZM124 15H127V16H124ZM196 15H198V16H196ZM219 15V17L221 16V18L222 19H225V21L227 22V20H228V23H226V22H224V20H223V23H222V19H221V21L219 20L218 21V19H219V17H217ZM227 15L228 16H230V17H228L227 18ZM260 15H262V16H260ZM75 16V17H74ZM86 16V17H85ZM116 16V17H115ZM122 16H124L123 18H122ZM161 16V15H160ZM165 16V15H164ZM223 16V17H222ZM83 17H85V18H87V17H89V18H87V19H84ZM97 17V18H96ZM114 17V18H113ZM162 17V16H161ZM188 17V16H187ZM193 17V18H192ZM195 17V18H194ZM251 17V18H250ZM259 17H261V18H259ZM149 18V17H148ZM196 18H198V19H196ZM230 18V19H229ZM233 18V19H232ZM70 19V20H69ZM80 19H81V21H80ZM102 19H109L110 21H109V23H107V24H105V23H101V22H105V21H107V20H105V21H102ZM115 19H117V20H115ZM126 19V20H125ZM129 19V20H128ZM132 19H133V21H132ZM135 19V20H134ZM139 19L140 20H143V21H139ZM144 19H145V21H144ZM196 19V23H195V20ZM213 19V18H212ZM252 19H254V20H252ZM72 20V21H71ZM87 20V21H86ZM113 20V21H112ZM115 20V21H114ZM198 20V21H197ZM238 20H240L239 22H238ZM256 20V21H255ZM76 21H78V22H76ZM88 21H90V22H88ZM91 21H93V22H91ZM94 21H96V23L94 22ZM100 21V22H99ZM125 21V22H124ZM160 21V20H159ZM191 21V22H190ZM203 21V22H202ZM214 21H215V23H217V25L215 26L214 24ZM218 21V22H217ZM236 21V22H235ZM115 22V24H117V25H114L113 23ZM144 22V23H143ZM153 22V21H152ZM192 22H193V24H195V26H196V24H197V22H198V24L199 25H197V27L198 28H200V29H197V27L196 28H194V25H192ZM247 22V23H246ZM250 22H251V26L249 25L250 24ZM260 24L259 26H257V24L258 23ZM72 23H73V25H72ZM96 25H95V24ZM100 24V26H99V24ZM118 23H119V25H118ZM151 23V22H150ZM164 23V22H163ZM161 24V25H159V27L161 26L162 27V25L164 26L165 25V23L164 24ZM189 23H191V25L193 26V28H192V26L189 24ZM202 23V24H201ZM218 23H222V24H224V25H220V24H218ZM230 23H232V24H230ZM240 23V24H239ZM244 23H245V27H244V29L243 28H241V27H243V25H244ZM249 23V24H248ZM74 24L75 25H79V28H78V26L76 27V26H74ZM102 24V25H101ZM120 24H122V25H120ZM147 24V25H146ZM151 24H153V23H151ZM203 26L204 25V27H202L203 29H206L205 27H208L207 28V30H209V28H211L212 27V29L214 30V31H211L212 29H210V31L212 32V33H209V31H207L206 32V30H204V31H202V28H201V25ZM207 24L209 25V26H207ZM237 24H239V25H237ZM106 26V27H104V26ZM109 25V26H108ZM111 25V26H110ZM112 25H114V26H112ZM148 25H149V27H148ZM189 25H190V27L192 28V30H191V28L189 27ZM221 26V28L223 27V26H225V29L226 28H229L230 26L232 27V26H234V28H232L233 29V31L232 32H230V34L228 35L227 34V29L226 30H218V26ZM230 25V26H229ZM249 25V26H248ZM70 26V27H69ZM82 26V27H81ZM95 26H97V27H95ZM229 26V27H228ZM237 26V27H236ZM250 27L249 28V31L248 30H245L246 28H248V27ZM253 26V27H252ZM256 26V27H255ZM72 27H74L73 28V30H72ZM76 27V28H75ZM102 27V28H101ZM108 27H109V30H108ZM160 27V28H161ZM186 27H187V25H186ZM231 27L229 28L230 29V31H231ZM235 27H236V29H235ZM261 27H262V31L260 30V32H259V29H261ZM80 28H84V30H86V31H88V32H86L87 34H85V33H83L82 34V32L80 31ZM87 28V29H86ZM93 28V29H92ZM112 28V29H111ZM157 28V29H156ZM217 28V29H216ZM239 28H241V29H239ZM91 30V31H89V30ZM97 29V30H96ZM149 29V30H148ZM151 29H152V31H151ZM222 29H224V27L222 28ZM234 29H235V31H234ZM154 30V31H155ZM196 30V31H195ZM218 30V31H217ZM250 30H253V31H251L250 32ZM257 30V31H256ZM222 31V33L225 31V35H228L229 37L227 38L225 35H224V37H223V35H221V32ZM229 31V30H228ZM239 31L241 32V33H239ZM245 31H246V33H245ZM89 32H90V34H89ZM91 32H93L92 34H91ZM95 32V33H94ZM149 32H151V33H149ZM158 32V33H157ZM214 32V33H213ZM220 33V35H219V33ZM233 32H234V34L236 33V34H240L239 36L238 35H236V36H238V39H236V37L234 36V34H233ZM249 32V33H248ZM258 32V33H257ZM22 33V34H21ZM68 33H70V34H68ZM153 33V34H152ZM179 33V35L177 36V34ZM182 33V34H181ZM188 33H190V35H188ZM231 33L233 34V36L231 35ZM57 34V35H56ZM95 34H97V35H95ZM141 34V35H140ZM159 34H161V35H159ZM212 34H215V36L213 35V37H211L212 36ZM242 34V35H241ZM244 34V35H243ZM246 34V35H245ZM249 34V35H248ZM151 35V37H150V39H149V37H147L148 39H146V42L145 41H142L141 43L142 44H140V42H138V44H133V45H131V43L133 42V41H135L137 38H138V36H150ZM165 35V37H163ZM170 35V36H171ZM188 35V37H186ZM231 35V36H230ZM256 35V36H255ZM262 37V38H260V36ZM17 36V37H16ZM54 36V37H53ZM58 37V39L59 38H63L62 40H61V42L63 43V40L65 39V41H64V43L63 44H61V42H59V40H57L60 44H58V42H56L55 40V37ZM73 38H72V37ZM154 36V37H153ZM194 36V34L192 35V37ZM217 36V37H218ZM243 36V38H241V37ZM158 37V38H157ZM177 37H178V39H177ZM207 37V38H206ZM216 38V39H218V43L217 44H219L220 43V40L222 39H220V38ZM230 37H233L234 39H232V38H230ZM252 38V39H251ZM15 39H17V40H15ZM20 39H21V41H20ZM27 39V40H26ZM50 39V40H49ZM52 39V40H51ZM68 39V40H67ZM72 39V40H71ZM163 39H164V41H165V39H166V42H164L163 41ZM169 39V40H168ZM213 39V40H214ZM216 39L214 40V42L216 41ZM220 39V40H219ZM228 39H232L233 41H231V42H234V40L236 39V41H238L237 42V44H235L236 43V41L234 42V43H231L230 44V40H228ZM19 40V41H18ZM41 40V41H40ZM73 40H76V41H74V43H73ZM223 40H221V42L223 41ZM252 40V41H251ZM253 40H255V42L253 41ZM40 41V42H39ZM45 42V43H43L44 44V46H45V48L46 47H48L49 49H50V47H49V45H52L51 46V51L52 50H57V51H55V52H53V53H51V55L49 54L48 55V57L50 56H53V57H51L52 58V62H53V60H54V63H39L40 61H39V54H40V52H42V51H45V48H44V46H42L43 44L41 43V42ZM51 41H53V42H55L56 44H54L53 42L52 43H50ZM69 41V42H68ZM70 41H71V43H70ZM77 41H79V42H77ZM154 41V42H153ZM170 41V42H169ZM182 41V42H181ZM200 41V42H201ZM242 41V42H241ZM246 41V42H245ZM260 41H258V42H260ZM262 41L260 42L261 44H263L262 43ZM8 42L11 44V42H12V44L14 43V42H20V44H22V45H20V48H18L16 51H13V50H11V49H9L8 47L10 46V44H8ZM65 42H66V44H65ZM168 42V43H167ZM172 42V43H171ZM217 42V41H216ZM247 42H251L250 43V45H249V43H247ZM6 43H7V45H6ZM28 43V44H27ZM48 43V44H47ZM112 43V44H111ZM169 43H171V44H169ZM223 43V42H222ZM245 45H244V44ZM252 43H255V44H252ZM257 44V46L258 47H260V45L261 44ZM45 44H47V45H45ZM68 44H69V46H68ZM75 44V45H74ZM109 44V45H108ZM146 44V45H145ZM216 44V43H215ZM225 44H228L227 42H225ZM242 44V45H241ZM248 44V45H247ZM151 45V46H150ZM152 45H155V46H152ZM171 45V46H170ZM234 45H237V46H234ZM243 45L245 46V47H243ZM61 46V47H60ZM108 46H117V47H119L120 49H123V50H129V51H131L132 53H135V54H137L139 57H142V58H144V59H147L146 60V63H143L142 64V59L141 58H133L132 60H129V59H126V60H124V62H125V64L124 63H118V66H117V63L115 64V63H108V64H103L102 62H100V64L98 63H91V65L93 64L94 66V68H91L92 70H90V69H88L89 71H79L78 72V69H76L75 67H72V66H68V65H70V63L69 64H67L66 65V63H62V59H61V57L62 58H64V57H69V56H71V54H72V56H74V54L75 53H83V54H90V52H91V54H94V53H96V52H100V51H102L101 49H104V48H106V47H108ZM140 46H141V48H140ZM163 46V47H162ZM174 46V47H173ZM195 46H197L196 48H195ZM238 46V47H239ZM247 46V47H246ZM263 47L262 48H264V44L262 45ZM54 47L56 48V49H54ZM143 47V48H142ZM146 47V48H145ZM176 47V48H175ZM200 47H201V45H200ZM136 48V49H135ZM152 50H151V49ZM162 48V49H161ZM194 48V49H193ZM199 48V49H198ZM261 48V47H260ZM261 48V49H262ZM184 49V50H183ZM197 49V50H196ZM209 49V48H208ZM207 49V50H208ZM241 49V48H240ZM260 49V50H261ZM10 50V51H9ZM48 50V49H47ZM95 50H100V51H96L95 52ZM136 50V51H135ZM145 50V51H144ZM151 50V51H150ZM206 50V53L208 52V54L210 53V49L207 51ZM259 50V49H258ZM257 50V51H258ZM137 51H138V53L139 54H141V55H139L138 53H137ZM247 51V50H246ZM17 52H19V53H17ZM46 52V51H45ZM44 52V53H45ZM57 52V53H56ZM61 52V53H60ZM200 52V51H199ZM259 53H261V52H263L264 53V49H263V51H258ZM12 53V54H11ZM13 53H15V56H14V54ZM43 53V52H42ZM55 53V54H54ZM192 53V54H193ZM70 54V55H69ZM249 54H251V53H249ZM155 55V56H154ZM212 55V54H211ZM12 58H11V57ZM37 56V57H36ZM71 56V57H72ZM264 56V55H263ZM39 57V58H38ZM58 58V59H55V58ZM10 59V60H9ZM61 59V60H60ZM154 59V58H153ZM6 60V61H5ZM17 60V61H16ZM29 60V61H28ZM33 61V60H37V61H35V62H38V63H28V62H31V61ZM8 61V62H7ZM19 61V62H18ZM21 61V62H20ZM56 61V62H55ZM61 61V62H60ZM264 61V60H263ZM34 62V61H33ZM63 62H64V60H63ZM128 62V63H127ZM130 62V63H129ZM136 62V63H135ZM11 63V64H10ZM151 63V62H150ZM264 63V62H263ZM263 63H260L261 64V66L262 67H264V64ZM23 64H25V66H26V64H27V66H28V68H26V67H24V65ZM30 64L31 65H33V67L35 66V67H37V68H39V69H37V68H35L34 67V69L32 68V66L30 67ZM102 64V65H101ZM110 64H112L111 66H110ZM121 64V65H120ZM152 64V63H151ZM19 65V66H18ZM21 65H23V67L21 66ZM41 65V66H40ZM103 65H105V66H103ZM116 65V66H115ZM119 65L121 66L120 68H119ZM124 65V66H123ZM128 65V66H127ZM132 65V66H131ZM146 65V66H145ZM150 65V66H149ZM64 66V67H63ZM65 66H68V67H66V69H65ZM98 66V67H97ZM114 66V68H116V69H113L112 67ZM149 66V67H148ZM151 66H153V68L151 67ZM154 66H156V68L154 67ZM158 66V67H157ZM260 66V67H261ZM17 67H18V69H17ZM30 67V68H29ZM92 67V66H91ZM118 67V68H117ZM123 67H125V68H123ZM126 67L131 71L130 73H129V71L126 73V75H127V77H125V74L120 78V77H118V78H120L119 80H120V82H119V80H118V78L117 79H115L116 77L114 76V74H115V72L113 71V72H111L112 70H117V72L118 71H120V70H123V69H126ZM148 67V68H147ZM163 69H164V71L166 72V70H167V72L170 70V72L172 73V69H170V68H166L165 69V67L164 66H161ZM43 69V70H46V72L44 71V73L42 72V71H40L41 69ZM68 68V69H67ZM76 69V71H75V69ZM104 68V69H103ZM107 68H112L111 70H109L110 71V73L108 72V70H107ZM123 68V69H122ZM145 68V69H144ZM153 69V71H154V68H155V73H153V71L151 70V69ZM162 68H160V69H162ZM225 68V70H229V72H230V74H232L231 73V69H229V68H227V66L226 67H224ZM227 68V69H226ZM21 69V70H20ZM55 69H56V71H55ZM61 69H63L62 71H61ZM65 69V70H64ZM102 69V70H101ZM120 69V70H119ZM159 71L158 72V74L162 77V79H161V77H159L158 76V74H157V70ZM163 69L161 70V72H163V73H165L164 71H163ZM261 69V68H260ZM263 70H264V68H262ZM262 69H261V71H262ZM24 70V71H23ZM32 70V71H31ZM48 70V71H47ZM54 70V71H53ZM67 70V72H72V74L73 75H71L70 74V76L72 77V79L70 80V81H68L67 79H64L61 75V72L64 74V72ZM69 70H72V71H69ZM80 70V69H79ZM95 70V71H94ZM105 70V73L106 74H104L103 73V71ZM107 70V71H106ZM134 70V71H133ZM146 70H148L149 71V73H146L147 71ZM204 70H206V69H204ZM204 70H202V75L205 77H214V73H212V71H210V73H205V72H207L208 70H206V71H204ZM228 70H227V73H228ZM73 71H75V72H73ZM140 71H142V73L140 72ZM151 71V72H150ZM5 72V71H4ZM24 72H26V73H24ZM28 72V73H27ZM55 72V73H54ZM60 72V74L58 75V73ZM80 72H82L83 73V75L81 76V74H79ZM87 74H86V73ZM116 72V73H117ZM134 72V73H133ZM140 72V73H139ZM144 72V73H143ZM204 72V73H203ZM264 71H262V73H263ZM86 75H88V76H86ZM90 73V74H89ZM136 73H137V75H136ZM139 73V74H138ZM146 73V74H145ZM7 74H9L8 72H7ZM21 74V75H20ZM28 74V75H27ZM79 74V75H78ZM135 74V75H134ZM141 74V75H140ZM145 74V75H144ZM150 74V75H149ZM167 74H169V73H167ZM209 74H211V75H209ZM15 75V76H16ZM26 75V76H25ZM35 75V76H34ZM105 75H106V77H105ZM107 75H111V76H113V77H115V78H113V77H107ZM131 75V76H130ZM165 75V74H164ZM209 75V76H208ZM213 75V76H212ZM233 75V74H232ZM263 75H264V73H263ZM60 76V77H59ZM84 76H85V78H84ZM148 77V79H146L147 77ZM150 76V77H149ZM151 76H155L154 78L152 77L151 78ZM234 76V75H233ZM59 77V78H58ZM125 77V78H124ZM130 77V78H129ZM146 77V78H145ZM156 77H157V79H156ZM209 77V78H210ZM6 78V77H5ZM51 78V79H50ZM56 78V79H55ZM78 78V79H77ZM123 78V79H122ZM151 78V79H150ZM160 78V79H159ZM235 78V77H234ZM249 78V80L251 79L250 78V76L248 77ZM252 80H254L255 78L252 76ZM48 79H50V81L48 80ZM62 79H64V81L62 80ZM79 79H81L80 81H79ZM118 82L117 84H116V81ZM155 79V80H154ZM159 80H161L160 81V83L162 84L163 82V84H164V86H163V84H162V86H161V84H159ZM246 80H248L247 79V77H246ZM62 81V82H61ZM66 81V82H65ZM77 81V82H76ZM122 81V82H121ZM155 81V82H154ZM257 81V82H256ZM61 82V83H60ZM71 82V83H70ZM73 82V83H72ZM112 82H113V84H112ZM254 82V81H253ZM255 82H256V84H258V82H259V84L261 83V81H259L258 79H256L255 80ZM254 82V83H255ZM14 83V84H13ZM44 83V84H43ZM52 85H51V84ZM109 83H110V85H109ZM15 84H17L16 86H15ZM19 84V85H18ZM79 86H78V85ZM96 84V85H95ZM100 86H99V85ZM156 84V85H155ZM166 84V85H165ZM22 85V86H21ZM65 85V86H64ZM68 85H70V86H68ZM105 85V86H104ZM168 85V86H167ZM7 86V87H6ZM29 86V85H28ZM49 88H48V87ZM130 86V87H129ZM145 86V87H144ZM158 86V88H156ZM159 86L160 87H163V89H161V91H160V89H159ZM44 87V88H43ZM59 87H60V89H59ZM62 87V88H61ZM76 87V88H75ZM92 87V88H91ZM101 87V89H99ZM109 87V88H108ZM148 87H150L149 89H148ZM165 87H170V88H168V89H170L171 91L173 90L172 88L174 87V89H176L175 90V92H173V93H171L170 92V90H168L167 88H165ZM172 87V88H171ZM178 87V88H177ZM197 88L195 85H193V87H192V89L193 88ZM20 88V89H19ZM32 88V89H31ZM73 89V91H71L72 89ZM91 88V89H90ZM145 88H146V90H145ZM164 88L166 89V92H167V90H168V95H167V93L165 94V93H163L165 96H163L162 94L159 96V94H157V92L159 91V92H164L163 90H164ZM194 88V90H196V92H197V90L198 89H195ZM43 89H45L44 91H43ZM70 89V90H69ZM105 89V90H104ZM109 89V90H108ZM128 89V90H127ZM159 89V90H158ZM180 89V88H179ZM178 89V90H179ZM182 89V90H183ZM9 90V91H8ZM14 90V91H13ZM16 90V91H15ZM24 90H26V91H24ZM33 90V91H32ZM42 90V91H41ZM74 90H77V91H74ZM89 90V91H88ZM110 90H112V91H110ZM117 90V91H116ZM125 90V91H124ZM151 90V91H150ZM186 90L189 92V93H187L186 92ZM190 90V91H189ZM194 90H193V92H194ZM56 91V92H55ZM79 91V92H78ZM92 91V92H91ZM105 91V93L106 94H108L107 96H105L106 94L104 93L103 94V92ZM107 91V92H106ZM123 91V92H122ZM128 91V92H127ZM157 91V92H156ZM11 92V93H10ZM156 92V93H155ZM158 92V93H159ZM169 92L171 93V95L169 94ZM184 94H183V93ZM4 93V94H3ZM13 93H15V94H13ZM68 93V94H67ZM70 93V94H69ZM98 93H99V95H98ZM101 93V94H100ZM122 93V94H121ZM132 93V94H131ZM134 93V94H133ZM117 94V95H116ZM176 94L177 95H179V96H176ZM183 94V95H182ZM66 95V96H65ZM79 97H77V96ZM81 95V96H80ZM126 95H127V97H126ZM129 95V96H128ZM153 95H158V97H157V99L158 100H156V97L155 96H153ZM166 95H167V97H166ZM185 95V96H186ZM207 95H211L210 96V98L209 97H207ZM64 96V97H63ZM85 96V97H84ZM105 96V97H104ZM112 96V97H111ZM117 96V97H116ZM133 98V100L134 99H138V100H132V98ZM170 97V99H171V103L169 102V97ZM178 97L179 99L182 97L183 99H185V100H183L182 98L180 99V101H179V99H178V101H176V102H174V101H172L173 99H175L176 97ZM181 96V97H180ZM214 96V97H213ZM73 97H76V98H74V99H76V101L75 100H73ZM124 97H126L127 99L128 98H131L130 100L131 101H133V103L136 101L138 104H140V103H144V104H146V105H144V106H147L146 107V109H145V107H144V112H143V107H141L142 108V110H141V112H143V114L145 115H143L142 113H141V116H139L140 115V108H139V110H138V108L137 109H135V111L136 110H138V113H136L133 109L135 108V105H133L132 104V102L130 103V104H132L131 106H130V104H129V102H130V100L128 99V104H126V105H124L123 107H120V108H116V110L117 111H115V108H111V110L109 109V104L110 103H114V101L117 99V101H119L120 99H123V102L125 103L126 101H124ZM167 100V101H165L164 100V98ZM200 97V96H199ZM211 97H213L212 99L214 100V98L216 99V100H214V101H212V99H211ZM9 98V99H8ZM83 98V99H82ZM90 100H89V99ZM115 98V99H114ZM66 99H70V100H72V101H68V102H66L67 100ZM85 99H87V100H89L90 102H89V104H91L92 102L91 101H93V103L94 104H92V106L94 105L96 108H88L87 106H85L84 108H82V107H80V108H76V109H78L77 110V112H76V110H73V104H75L73 101H75V102H77L78 101V103L79 104H81L82 103V100H84L85 101ZM110 99H112V100H114V101H112V100H110ZM169 99V100H168ZM32 100V101H31ZM139 100H141L142 102H140L139 103ZM176 100H177V98H176ZM181 100H183V102L185 103H183ZM63 101H65V102H63ZM84 101H83V103H84ZM109 101H111L110 103H109ZM158 102V101H160V102H158V103H161V104H156V103H153V102ZM161 101H163V102H161ZM3 102V103H2ZM62 102V103H61ZM105 102H107V103H105ZM116 102V101H115ZM122 102V103H123ZM126 102V103H127ZM135 102V103H136ZM146 102V103H145ZM173 102V103H172ZM182 102V103H181ZM216 103V104H214V103ZM7 103V104H6ZM65 103H67L68 105H66V106H64L63 107V105H65ZM71 103V105L69 106V104ZM104 103H105V105H104ZM134 103V104H135ZM136 103V104H137ZM151 103V104H150ZM165 103V104H164ZM194 103V104H193ZM99 104L101 105V106H99ZM179 104H177V105H179ZM5 105V106H4ZM12 105V106H11ZM167 105H166V107H167ZM52 106V107H51ZM59 106V107H58ZM61 106V107H60ZM98 106V107H97ZM103 106H106V109H104L105 107H103ZM202 106H206V107H203V109L201 108ZM39 107L41 108V109H39ZM43 107L45 108V107H47L46 109H44L43 110ZM130 107H131V109H130ZM173 107H176V106H173ZM176 107V108H177ZM186 107H188V108H186ZM14 110H13V109ZM31 108V110L29 111V109ZM57 108V109H56ZM64 110H63V109ZM65 108H67L66 110H65ZM85 108H87V110L85 109ZM101 108V109H100ZM126 108H128V109H126ZM133 108V109H132ZM200 110H199V109ZM206 108V110H204ZM215 108V109H216ZM261 108V107H260ZM20 109V110H19ZM33 109H35V110H33ZM83 109H85V110H83ZM92 109V110H91ZM262 109H264V107L263 108H261L260 110H261V112H263L262 113V115L264 116V111L262 110ZM15 110H17V111H15ZM23 110V111H22ZM45 110H46V113H45ZM62 110V111H61ZM92 112H91V111ZM95 110H97V111H95ZM120 110V111H119ZM199 110V111H198ZM31 112V113H29V112ZM51 111V112H50ZM72 111H73V114H72ZM83 111H87L86 113L85 112H83ZM123 111H127L128 112V114L126 113V112H124L123 113ZM134 111L135 112V114L134 115H137L136 117L138 118V117H140L139 119H140V121H141V119H143L142 121L145 123H148L149 121H151L152 119V121L151 122H153L154 124H152L151 122H149L148 124H146L145 123V125L143 126L142 124H143V122H141L140 124L143 126V127H141L140 126V124H139V120L137 121V119H135L136 117H134L133 115V118H132V116H131V114H129V112L130 113H132V112ZM146 111V112H145ZM149 111V110H148ZM208 112H211V111H209V110H207ZM19 112V113H18ZM22 112V113H21ZM25 112V115H23V113ZM91 112V113H90ZM96 112V113H95ZM102 112V113H101ZM105 112V113H104ZM133 112V113H134ZM195 112V113H196ZM19 114V115H17V114ZM20 113H21V116H20ZM49 113V114H48ZM51 113V114H50ZM53 113V114H52ZM55 113V114H54ZM65 113H66V115H65ZM80 113V114H79ZM88 113H89V115H88ZM117 113V114H116ZM126 114V115H128V117H130L129 118V121L127 120V118L128 117H126V119L125 118H123V114ZM64 114V115H63ZM76 114V115H75ZM102 114V115H101ZM32 115H33V117H32ZM40 115V116H39ZM54 115H55V117H54ZM57 115V116H56ZM62 115V116H61ZM80 115V116H79ZM120 115V116H119ZM144 116V118H143V116ZM19 117V121L16 123V121L18 120V117ZM23 116H24V118H23ZM35 116V117H34ZM38 116V117H37ZM60 116V117H59ZM72 116V117H71ZM148 116H149V118H148ZM1 117V116H0ZM40 117V118H39ZM151 117H152V119H151ZM2 118V117H1ZM10 118H11V120H10ZM30 118V119H29ZM46 120H45V119ZM48 118V119H47ZM103 118V119H102ZM122 118V119H121ZM146 118H148V120L146 119ZM12 119H13V121H12ZM35 121H34V120ZM42 119V120H41ZM49 119H51V120H49ZM108 119V120H107ZM121 119V120H120ZM8 120V121H7ZM20 120H21V122H20ZM22 120H23V122H22ZM27 120H32L31 122H33V123H31L30 121V123H27L28 121ZM46 122H45V121ZM56 120V121H55ZM134 120H136V122L134 121ZM146 120V121H145ZM27 121V122H26ZM67 121H69V122H67ZM121 121V122H120ZM127 121V122H126ZM13 122V123H12ZM99 122V123H98ZM138 122V123H137ZM167 121H166V119H165V123H166ZM10 123V124H9ZM15 123V124H14ZM20 123H23V124H20ZM97 125H96V124ZM111 123V124H110ZM123 123V124H122ZM127 123V124H126ZM130 123V124H129ZM132 123L134 124L135 123V126H133L132 125ZM152 125H151V124ZM155 124H156V126H155ZM158 124L159 125H161V126H158ZM6 125V126H5ZM15 125V126H14ZM27 125V126H26ZM132 125V126H131ZM139 126V127H137V126ZM147 125V126H146ZM157 128V129H155V127ZM18 126V127H17ZM23 126V127H22ZM26 126V127H25ZM164 126V127H163ZM168 126H170V129H168L169 127ZM175 126V127H174ZM5 127V128H4ZM154 127V128H153ZM161 129H160V128ZM165 127H167V128H165ZM4 128V129H3ZM137 128V129H136ZM146 128H148V130H146ZM175 128V129H174ZM183 128H185L186 130H188V132L184 129L183 130ZM157 130V131H155V130ZM172 129V130H171ZM181 129V130H180ZM135 130L136 131H139L140 130V132H135ZM143 130V131H142ZM151 130L149 131V132H151ZM168 130V131H167ZM183 130V131H182ZM192 130V131H191ZM240 130V129H239ZM239 130H237L236 132H238V133H240V131ZM176 131V132H175ZM178 131H180V132H178ZM187 133H186V132ZM189 131H191V134H188L189 133ZM198 131V132H197ZM213 131V132H212ZM4 132V133H3ZM143 132V133H142ZM183 132V133H182ZM197 132V133H196ZM206 132H207V137L208 136H210V139L208 138V141L206 142ZM95 133V136H96V134H97V136L100 134L101 136V139H102V137H104V139H106L107 137L108 138H114V140L113 141H115V139L116 140H118V142L117 143H113L114 145H118L119 143V145L117 146V148L115 149L114 147V149L115 150H110V149H112V147L107 151L106 149H104V148H109L108 146H106L107 144H109V141H108V143H107V141L106 140H104V139H102V141L104 140L107 144H105V142L104 143H102L101 142V140H100V138L98 139L99 141H98V144H96V143H93V142H91V141H93V140H91V139H88L89 137H88V135H93ZM113 133V134H112ZM179 133L182 135V134H184L185 135V138H183V136H178L179 135ZM192 133L195 135V136H192ZM202 133L204 134V136L202 135ZM103 134V135H102ZM109 134V135H108ZM137 134V135H136ZM168 134V135H169ZM173 134H175V137H174V139H173ZM177 134V135H176ZM186 134L188 135V136H186ZM210 134V135H209ZM26 135V136H25ZM104 135H107V136H104ZM18 137V139H17V137ZM21 136H25V137H22L21 138ZM112 136H114V137H112ZM122 136V137H121ZM133 136V137H134ZM170 136V135H169ZM168 136V137H169ZM192 136V137H191ZM201 136V137H200ZM52 137V138H51ZM87 137V138H86ZM188 137H190V138H188ZM229 137V136H228ZM2 138V139H1ZM24 138H26V140L29 142V143H27L26 142V140H24ZM53 138H58L60 141L57 143V146H58V148H57V146L55 145L56 144V142L54 143V142H52L51 143V140L53 139ZM122 138V139H121ZM202 140H201V139ZM203 138H205L206 140L204 141L203 140ZM15 139H17L18 140V142H16V140ZM20 139H22L21 141H20ZM38 139H40V140H38ZM42 139L44 140V141H46L45 142V146L43 145V143L42 142H44V141H42ZM62 139V140H61ZM200 139V140H199ZM36 142H35V141ZM49 142H48V141ZM64 140V141H63ZM214 140V139H213ZM31 141H32V143H31ZM33 141L36 143V144H38V141H40L41 143H42V145H43V147H42V145L41 144H38L37 146L36 145H34L33 144ZM53 141V140H52ZM56 141H58V140H56ZM186 141V140H185ZM198 141H200V143L198 142ZM39 142V143H40ZM66 144H65V143ZM90 142V143H89ZM99 142H101V144L99 143ZM226 142V141H225ZM24 143H26V144H24ZM46 143H47V145H50V144H52L51 146H47L46 145ZM64 143V144H63ZM93 143V144H92ZM110 143H112V140L110 141ZM199 143V144H198ZM228 144V147H227V144ZM226 143H220L219 145L218 144H215V146H214V152L216 151L217 153H220L221 152V154H223L222 152H229V150L231 149V150H234L235 148L233 147V146H230V144L228 143V140H227V142ZM24 144V145H23ZM27 144H29V145H27ZM103 144L105 145L104 146V148L103 147H101V146H103ZM207 144H205V145H207ZM212 144V143H211ZM224 144V145H223ZM39 145H40V147H39ZM121 145H123V144H121ZM213 145H214V143H213ZM223 145V146H222ZM32 146V147H31ZM94 146V147H95ZM218 146H221V147H218ZM38 147V148H37ZM34 148V149H33ZM48 148V149H47ZM98 148V149H97ZM219 148V149H218ZM223 149V150H221V149ZM233 148V149H232ZM32 149V150H31ZM200 149V148H199ZM56 150H57V152H56ZM61 150V151H60ZM117 150V151H116ZM202 150H203V148H202ZM227 150V151H226ZM44 151V152H43ZM115 151V152H114ZM32 153V154H31ZM39 153V154H38ZM84 153V156H82V157H85V152H83ZM206 153H208V152H206ZM36 154V155H35ZM38 154V155H37ZM118 154V153H117ZM116 154V155H117ZM32 155V156H31ZM39 155H40V157H39ZM68 155V156H67ZM209 155V157L208 158H210V155L212 156V153L211 152H209L208 154H207V156ZM35 158V159H38L39 161H43L44 160V162H39L38 160H37V162H34L35 161V159H33V158ZM75 157V156H74ZM78 157V156H77ZM81 156H79L78 158H80ZM81 157V158H82ZM137 157V156H136ZM5 158V159H4ZM31 158V159H30ZM133 158H135V156H133ZM63 159V160H62ZM264 158L263 157H260V158H258V164H256V165H258V166H255V167H253V169L251 170V169H249V168H252V167H249V168H247L246 170H245V172L248 174V175H250V176H254L253 175V172H255V178H257L258 180H260V176H262V178L264 179V167H263V160ZM30 160V161H29ZM34 160V161H33ZM62 160V161H61ZM9 161V162H8ZM27 161V163H24V162H26ZM9 163V165H8V163ZM14 163V164H12V163ZM23 162V163H22ZM61 162V163H60ZM37 163V164H36ZM64 163V162H63ZM45 164H43L44 166H46ZM75 165V163H71V165ZM77 164V163H76ZM5 165V166H4ZM6 165H8L7 166V168H6ZM16 165V166H15ZM21 165H19V166H21ZM73 165V166H74ZM79 165H82V163L81 164H79L78 163V165H77V167H73V166H70V164L69 165H67V168H68V166L71 168V169H66V171L68 172H66L65 170H63L62 172H60V174L59 173H56V175H54L53 174V176L51 175H46V174H49V173H46V174H44V175H46V178L47 177H49L48 179H42V183L39 181V180H36V182L35 181H32V183L30 184V183H27L25 180H21L20 182L23 184V181L25 182L24 184H25V186H23V185H21L20 186V184H15L14 183V185H15V187H17V190L19 191V192H33V190L36 188V189H43V188H50V189H52V190H61V191H64V193H63V195H66L65 197H68V200H70V199H73V197L75 196H73L72 194L74 193V194H76V193H80V192H83V191H85V189L87 190V189H91V187L93 188H95V190H98V192H100L101 193V191H102V193H103V191H106V190H108L107 192H105V193H107L106 195L107 196H109L111 199H113V200H117V201H121V200H123V202H125V201H127V195H131V194H128L127 192H128V190H126V189H122V188H120L119 187V185H121V181H123V182H129V180H125V179H128V178H126L127 177V173H129L128 171H125V170H119V171H122V174L121 173H119V175L117 176V175H115V177L113 176V174H111L112 176L110 177V179H108L109 181H105L104 182V184H102L103 183V179L105 178V177H109L110 175H106L107 174V172L109 171H107V169H106V171L107 172H96V171H93L92 169L90 170L89 169V167L87 168V167H84L83 165H82V167H79ZM5 167V169H4V167ZM9 166H10V168H9ZM15 166V167H14ZM55 166V167H56ZM3 167V168H2ZM59 167V166H58ZM35 168H37V167H35ZM87 168V169H86ZM8 169V170H7ZM258 169H259V171H258ZM3 170V171H2ZM4 170H6V171H4ZM71 170V171H70ZM252 172H251V171ZM123 171H125L124 173H123ZM248 171V172H247ZM3 172V173H2ZM127 172V173H126ZM67 173V174H66ZM100 173L103 175V176H105V177H103L102 175H100ZM108 173H110V171L108 172ZM126 173V174H125ZM142 173V172H141ZM251 173V174H250ZM62 174V175H61ZM65 174V175H64ZM69 174V175H68ZM99 174V175H98ZM121 174V175H120ZM124 174V175H123ZM148 174H151V173H148ZM144 175V174H143ZM146 176H147V174H145ZM144 175V176H145ZM152 176H147V177H145V178H151L152 179V177L153 178H155L154 177V175L153 174H151ZM55 176V177H54ZM62 176V177H61ZM69 176V177H68ZM102 176V177H101ZM117 176V177H116ZM120 176V178H118ZM122 176V177H121ZM50 177H51V179H50ZM64 177H66L65 179H64ZM92 177V178H91ZM123 177H125L124 179H123ZM60 178V179H59ZM101 178V180H99ZM114 178V179H113ZM117 178H118V180H117ZM52 180V181H54V182H51V181H48V180ZM63 179V180H62ZM92 179V180H91ZM123 179V180H122ZM142 179V178H141ZM140 179V180H141ZM58 180H60L59 182H58ZM98 180H99V182H98ZM116 180V181H115ZM28 181V180H27ZM48 181V182H47ZM93 181V182H92ZM110 181H111V184H109L110 183ZM120 181V182H119ZM246 181H247V183H249L250 181H248V180H245L242 184H243V187H245L244 189H247L246 191H245V193L247 194H249L250 196H252V197H254V198H257V197H259V195L258 194H260V193H262V191H263V193H264V181H262L261 183H262V185L263 186H261V185H257L258 186V189L256 188V187H254L252 184H251V186L249 185V184H247L246 183ZM31 182V181H30ZM38 182V183H37ZM109 182V183H108ZM115 182V183H114ZM257 182V181H256ZM28 185H27V184ZM35 183V184H34ZM39 183H41V184H39ZM105 183H106V186L108 187V189L106 188V186H105ZM102 184V185H101ZM108 184H109V186H108ZM119 184V185H118ZM242 184H241V186H242ZM254 184V183H253ZM46 185V186H45ZM244 185H246V186H244ZM247 185H249V187L247 186ZM255 185V184H254ZM35 186V187H34ZM38 186V187H37ZM45 186V187H44ZM119 188H118V187ZM20 187V188H19ZM103 187H105L106 188V190H105V188H104V190H103ZM22 188V189H21ZM55 188V189H54ZM60 188H62V189H60ZM65 188V189H64ZM254 188H256L259 192H257L256 191V189H254ZM21 189V190H20ZM248 189H249V191H248ZM251 189H253V191H254V193H255V191H256V194H253V193H251V192H253ZM262 189V190H261ZM69 190V191H68ZM73 190H76V191H73ZM34 191H36V190H34ZM65 191L67 192H69L68 193V195L65 193ZM130 191V190H129ZM7 192H4L3 194L5 195ZM101 193V194H102ZM105 193H103V194H105ZM258 193V194H257ZM125 194H127V195H125ZM252 194V195H251ZM6 195H8V194H6ZM42 197H41V196ZM40 195H37L36 197L38 198H36L35 200L36 201H41L44 205L46 204L47 205V203L49 204L50 203V201H49V197L48 196H45L44 197V194L42 195V194H40ZM125 195V196H124ZM255 195H257V197H255ZM70 196V197H69ZM77 196V195H76ZM75 196V197H76ZM133 196V195H132ZM261 196H264V195H261ZM41 197V199L39 200V198ZM122 197V198H121ZM123 197H125L126 198V200L123 198ZM44 198V199H43ZM70 198V199H69ZM115 198H117V199H115ZM119 198H121V199H119ZM253 198V199H254ZM48 201H47V200ZM125 200V201H124ZM41 202H40V204H41ZM46 202V203H45ZM42 206V207H46V206ZM9 215V214H8ZM8 215H6L4 218H6L5 219V221H7L8 219H9V221H14V219H15V221H14V223L15 222H17V223H20L19 224V227H17V229L16 230H18V232L16 231V234L18 235V234H20V237H23L24 236V239L27 241H21V238L19 237V236H15L16 234L14 233H12L11 235H9V234H7V235H9V236H11V237H8L6 234L4 235L3 233H1L0 232V235H2V236H0V240H1V238H2V240H3V243L7 246V247H11V248H14V246H15V248H20L19 246H18V244L20 245V243L21 244H23V242L24 243H26V245H27V251L29 250V249H31V251L32 250H34V249H32V248H35L36 246L34 245V243L37 245V240H39L40 241V236H41V238L42 237H44V239H41L42 241L44 240V241H46L47 240V238H48V240H50V241H53V242H57V240H53V238L52 237H47V236H42L41 234H40V232L38 233L40 236H38V234H36V230H46V228L47 229H49V227L47 226L46 227V224H44V223H42V222H39V223H37V226H38V228H36V230H34L33 228V230H31L30 232H29V230H30V228H28L27 230H25L23 227H24V224L22 225V221L21 222H19V219H18V217L17 216H15V215H12V214H10L11 216H8ZM2 216V215H1ZM13 216V217H12ZM17 218V221H16V218ZM21 217V216H20ZM29 216H23L22 215V218H20L21 220H23V221H25V222H28V218ZM150 217V216H149ZM148 216H147V218H148V220H147V222H146V225H148V226H150V227H154V228H157V227H160V226H162V225H164V223H162L163 221H162V218L160 217V218H158L159 216H156V218L157 219H160V220H158V221H156V218H155V216H153V217H150L149 218ZM24 218H25V220H24ZM146 218V216H145V219H147ZM153 218V219H152ZM155 218V219H154ZM213 218V217H212ZM150 220V221H149ZM153 220H155V221H153ZM216 220L217 219H215V220H213L214 222L212 223V227L210 228V229H204V228H208V227H204L203 228V230H202V228H200L203 232H205V231H207V232H205V233H208V232H211L212 230H215V232H217V229H219L217 226H219V227H224L225 228V224H226V230L223 228V229H221L220 228V230L218 231V232H221V231H229V232H235V230L236 229H234V228H230V226H227L228 225V223H224V222H219V225H218V222H216ZM218 221V220H217ZM216 222V223H215ZM210 223V224H211ZM162 224V225H161ZM222 224H224V225H222ZM230 224V223H229ZM21 225V226H20ZM45 225V226H44ZM23 226V227H22ZM40 226V227H39ZM41 226H43V227H45V229H43V227H41ZM200 226H202V225H200ZM216 226V227H215ZM203 227V226H202ZM227 227H228V229H227ZM23 228V229H22ZM20 230V231H19ZM205 230V231H204ZM23 231V232H22ZM26 231H28V233L26 232ZM32 231H34V232H32ZM44 231H43V233H44ZM21 232V233H20ZM26 233V234H25ZM45 233H46V231H45ZM25 234V235H24ZM33 234V235H32ZM34 234H35V236H34ZM136 234V233H135ZM262 234H263V232H262ZM22 235V236H21ZM4 236V237H3ZM13 236H15L16 237V239H15V237L13 238ZM38 236V237H37ZM50 236V235H49ZM26 237H28V238H26ZM45 237H47L46 239H45ZM14 240H13V239ZM18 238H20V239H18ZM30 238V239H29ZM35 238V240H32V239H34ZM50 238V239H49ZM55 238V237H54ZM1 240V241H2ZM15 240H18V242L17 241H15ZM20 240V241H19ZM9 241L11 242V243H9ZM34 241H36V242H34ZM69 241H71L70 239H69ZM69 241H68V239L67 240H64L63 242L64 243H67V246H69L70 245V243H69ZM73 241H75V240H73ZM82 241V240H81ZM81 241H77L78 243H80ZM49 244H53V242L51 243V242H49V241H47ZM77 242H75L74 243V245H73V243H71V245H70V247L73 245V246H77L78 244H76ZM82 242H84V240L82 241ZM29 245H28V244ZM32 243V244H31ZM10 244V245H9ZM15 244V245H14ZM55 244V243H54ZM82 244H86L85 242L84 243H82ZM25 245V246H26ZM35 246V247H34ZM75 246V247H76ZM81 246V245H80ZM31 247V248H30ZM79 247V246H78ZM29 248V249H28ZM25 249V250H26ZM196 249H198V248H196ZM30 250L28 251V253L29 252H31ZM7 253H9L8 251H6ZM33 253H32V255L34 254L35 255V252L34 251H32ZM3 255L4 256H2V254H1V256L2 257H6V255L3 253ZM8 255V254H7ZM29 255H30V253H29ZM31 255V256H32ZM34 255L32 256V257H34Z\"/></svg>",
  "mask_w": 264,
  "mask_h": 264
}]
</instances>
